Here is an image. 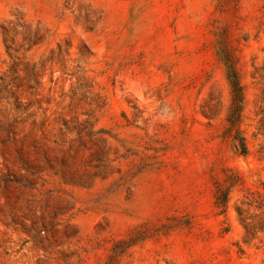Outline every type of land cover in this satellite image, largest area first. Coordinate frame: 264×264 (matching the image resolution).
<instances>
[{
  "label": "rangeland",
  "instance_id": "1",
  "mask_svg": "<svg viewBox=\"0 0 264 264\" xmlns=\"http://www.w3.org/2000/svg\"><path fill=\"white\" fill-rule=\"evenodd\" d=\"M0 264H264V0H0Z\"/></svg>",
  "mask_w": 264,
  "mask_h": 264
},
{
  "label": "trees",
  "instance_id": "2",
  "mask_svg": "<svg viewBox=\"0 0 264 264\" xmlns=\"http://www.w3.org/2000/svg\"><path fill=\"white\" fill-rule=\"evenodd\" d=\"M34 32H36V34H37V32H38V29L37 28H35V31ZM35 39L34 40H32V43L34 42L35 43ZM231 96H232V104H233V107L235 108V107H237V102L239 101V98H240V95H239V87H238V84H237V82H236V80L235 81H231Z\"/></svg>",
  "mask_w": 264,
  "mask_h": 264
}]
</instances>
